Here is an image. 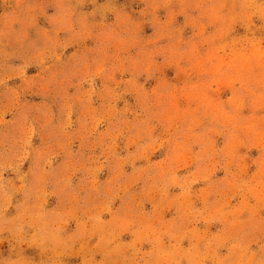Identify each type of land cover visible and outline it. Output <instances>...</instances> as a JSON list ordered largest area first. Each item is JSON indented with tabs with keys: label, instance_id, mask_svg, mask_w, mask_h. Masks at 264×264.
I'll return each instance as SVG.
<instances>
[{
	"label": "rangeland",
	"instance_id": "374dc122",
	"mask_svg": "<svg viewBox=\"0 0 264 264\" xmlns=\"http://www.w3.org/2000/svg\"><path fill=\"white\" fill-rule=\"evenodd\" d=\"M0 264H264V0H0Z\"/></svg>",
	"mask_w": 264,
	"mask_h": 264
}]
</instances>
